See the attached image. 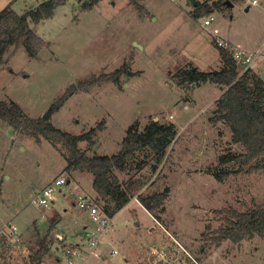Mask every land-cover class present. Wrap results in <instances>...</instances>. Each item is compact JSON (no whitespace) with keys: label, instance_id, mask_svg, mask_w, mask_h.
<instances>
[{"label":"rangeland","instance_id":"obj_1","mask_svg":"<svg viewBox=\"0 0 264 264\" xmlns=\"http://www.w3.org/2000/svg\"><path fill=\"white\" fill-rule=\"evenodd\" d=\"M42 1L0 0V11L11 4L23 13ZM85 1L67 0L52 17L29 19L48 45L37 57L23 46L9 49L0 70V97L40 117L71 84L125 63L140 73L122 75L119 84L106 82L72 93L53 115V123L75 134L95 127L92 141L79 143L90 154L117 153L135 121L140 130L151 119L171 121L179 131L156 172L149 166L139 174L149 177L141 189L144 195L170 188L165 210L151 213L137 196L131 198L101 238L96 250L102 258L94 255L90 264H155L163 251L168 264H264V237L220 246L208 238L224 223L222 208L246 210L264 204V171H244L224 180L215 177V170L238 166L235 161L221 163V156L242 150L232 142L227 125L210 120L221 89L205 82L186 91L171 76L187 63L206 71L221 67L219 46L202 25L211 14L216 26L264 54V0H240L229 15L217 8L199 19L191 14L195 0H101L84 10ZM66 162L47 139L16 133L0 119V264H32L42 247L39 238L48 232L56 213L60 219L51 236L52 250L42 264H55L65 245L85 236L88 217L72 193L77 185L91 191L93 174L67 171ZM117 174L121 180L129 178L126 172ZM62 175L69 181L55 201L37 204L40 189ZM115 248L120 252L112 255Z\"/></svg>","mask_w":264,"mask_h":264},{"label":"trees","instance_id":"obj_2","mask_svg":"<svg viewBox=\"0 0 264 264\" xmlns=\"http://www.w3.org/2000/svg\"><path fill=\"white\" fill-rule=\"evenodd\" d=\"M66 1L44 0L23 13H17L12 5L8 4L0 11V70L6 63L7 52L12 46L14 48L23 46L32 57L39 55L40 50L47 46L48 42L30 27L29 19L39 22L52 17L57 6ZM100 1L87 0L83 3V9H92ZM239 2L240 0H216L210 4L209 0H195L196 7L191 14L199 19L221 8L229 15L230 9ZM137 7L143 8L140 5ZM217 48L222 60L219 69L206 71L187 63L171 76L175 83L186 91L205 82L214 83L222 90L221 95L215 100L210 120L213 123L222 121L227 125L232 142L242 149L221 156V163L230 164L235 161L238 165L236 168L214 171L213 174L218 180H224L231 174L244 171H264V76L253 69L243 71L228 49ZM139 73L140 71L130 70L129 65L124 63L110 73L90 76L76 85L71 84L47 112L36 118L31 117L18 102L0 97V119L10 124L16 133L27 134L37 139L43 137L53 143L67 161L65 170L91 172L93 189L96 192L94 199L110 215L114 216L134 196H137L145 206L149 203L151 213L158 208L164 211L165 199L170 188L166 187L163 191L144 195L141 189L149 177L139 174L149 166L152 172H156L158 165L164 161L170 145L179 132L175 123L151 119L140 130L139 122L135 121L128 128L120 150L110 155L90 154L88 150L79 146L82 140L92 141L93 136L97 134L95 127L87 132L75 134L57 127L52 120L53 115L61 109L72 93L102 86L106 82L119 84L122 75L133 76ZM246 164L247 167H244ZM117 171L126 172L129 178L121 180ZM221 212L225 213L223 225L208 237L214 245L220 246L225 241L238 245L244 239H252L256 235L264 237V204L248 206L246 210L224 207ZM59 219L58 213L51 217L48 232L39 238L42 247L36 250L32 264H42L45 256L52 250L51 236ZM35 230L39 236L41 231L37 226Z\"/></svg>","mask_w":264,"mask_h":264},{"label":"built area","instance_id":"obj_3","mask_svg":"<svg viewBox=\"0 0 264 264\" xmlns=\"http://www.w3.org/2000/svg\"><path fill=\"white\" fill-rule=\"evenodd\" d=\"M251 1L252 4L259 3L258 0ZM215 21L216 18L212 14L206 16L202 21V25L211 33L215 43L219 47L228 49L232 53L234 60L241 65L243 71L253 69L264 76V54L262 50H250L246 43L236 39L229 35L227 31L216 26L214 24ZM68 181V177L62 175L55 181L48 183L37 193L36 203L40 206H47L51 204V202L53 203L56 193L61 191ZM81 189L82 188L77 185L75 191H73V196L77 198L76 204L79 209L85 212L88 217V221L84 226L86 232L85 236L80 242L65 245L60 255L57 256L55 264H90L94 255L102 258L96 249L101 242L103 234H105L108 227L112 225L114 216L106 212V210L95 201L93 196L87 194L83 190L81 191ZM12 227L16 229L14 225ZM59 237L60 239L64 238L63 236ZM119 252L120 251L115 248L112 250V255H116ZM158 255L159 258L155 261V264H168L164 251L160 252ZM195 261L198 262L196 259Z\"/></svg>","mask_w":264,"mask_h":264},{"label":"crops","instance_id":"obj_4","mask_svg":"<svg viewBox=\"0 0 264 264\" xmlns=\"http://www.w3.org/2000/svg\"><path fill=\"white\" fill-rule=\"evenodd\" d=\"M227 32H228V31H227ZM228 33H229V32H228ZM229 35H231V34L229 33ZM231 36H235V35H231ZM235 38H237V36H235ZM237 39H238V38H237ZM246 44L248 45V43H246ZM248 47L250 48V50H253V49H251V46L248 45ZM253 51H255V50H253ZM256 51H257V50H256ZM262 52H263V50H262ZM221 92H222V90H221ZM185 107H187V106H185ZM78 179H79V178H78ZM46 185H47V184H46ZM46 185H45V186H46ZM43 187H44V186H43ZM43 187H42V188H43ZM86 193L89 194V195H91V196H95V195H96V192L94 191L93 187L91 188V191H87ZM94 194H95V195H94ZM72 197H73V193H72ZM81 213H82V214H86V213L83 212V211H81ZM85 224H86V223H85ZM85 224H84V226H85ZM82 239H83V237L81 238V240H82ZM76 242H80V240L75 241V243H76Z\"/></svg>","mask_w":264,"mask_h":264},{"label":"water","instance_id":"obj_5","mask_svg":"<svg viewBox=\"0 0 264 264\" xmlns=\"http://www.w3.org/2000/svg\"><path fill=\"white\" fill-rule=\"evenodd\" d=\"M135 45L141 47V45L139 43H137V42H135ZM149 207H150V204L148 203L147 206H146V208L149 209Z\"/></svg>","mask_w":264,"mask_h":264}]
</instances>
